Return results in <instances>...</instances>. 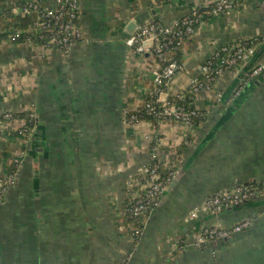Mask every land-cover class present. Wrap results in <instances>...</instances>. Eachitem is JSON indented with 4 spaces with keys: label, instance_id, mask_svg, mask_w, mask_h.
Segmentation results:
<instances>
[{
    "label": "crops",
    "instance_id": "obj_1",
    "mask_svg": "<svg viewBox=\"0 0 264 264\" xmlns=\"http://www.w3.org/2000/svg\"><path fill=\"white\" fill-rule=\"evenodd\" d=\"M26 2L0 0V13H12L10 30L38 21L37 13L20 11ZM44 2L48 8L58 4ZM75 2L81 37L67 48L0 41V113L35 115L31 140L8 131L0 135V177L24 153L16 185L0 204V228L21 213L25 230L37 225L43 236L36 245L26 236L25 244L0 247V264H264V71L247 78L255 65H264V2L240 0L221 14L203 9L200 0ZM197 9L200 22L180 49L182 70L158 92L154 41L146 40L139 53L127 40L153 17L174 29ZM257 38L236 76L225 74L212 90L192 93V81L218 48ZM240 84L244 89L234 97ZM153 93L161 103L192 96L201 121L129 124L130 113ZM23 123L22 116L15 120L18 127ZM152 155L177 171L175 184L135 237V228L124 225L123 204L129 182ZM247 184L262 194L220 213L190 216L212 194ZM49 187L56 206L41 212ZM246 219L250 225L243 231L198 243L204 227ZM49 235L62 239L47 245Z\"/></svg>",
    "mask_w": 264,
    "mask_h": 264
},
{
    "label": "built area",
    "instance_id": "obj_2",
    "mask_svg": "<svg viewBox=\"0 0 264 264\" xmlns=\"http://www.w3.org/2000/svg\"><path fill=\"white\" fill-rule=\"evenodd\" d=\"M65 0H58V4L54 8H48L45 6L44 0L40 3L38 1H34L28 5V7L24 8V13H37L38 21L37 26L33 31L40 33L45 29L46 24L42 21L44 17L52 16L54 13H57L55 16L57 20H59L63 14V12L70 13V17L75 19V15L71 13V9H66L62 2ZM75 1V0H69ZM264 2V0H263ZM240 4V0H218L215 1V4L212 8L214 14H221L233 11ZM44 7L41 10V7ZM72 9H78L77 5L72 4ZM195 16V17H194ZM200 22V17L196 18V14H193L192 18L185 17L181 24L183 29L172 32V29H166L162 27L159 23L148 22L144 25L138 27L128 38L127 46L134 49L136 52L144 51V43L146 40L154 41V54L157 56L159 61H168L169 63L162 68L160 65L158 70L155 72L154 83L158 88V91L161 92L168 81L173 79L177 73L182 70V66L176 64V62L171 61V52L173 50L174 40L183 41L185 37H191L195 32V27ZM178 23L176 24V26ZM74 26L69 24L66 26L65 33L67 36L62 37L58 40L59 45L70 46L72 40V36L81 37L80 33L75 34L72 31ZM79 32V30L77 31ZM257 42H253V46L251 48H245L241 42L231 44L228 46H224L218 48L211 58H209L201 68V75L204 77V82H201L199 78H195L192 81V90L193 92H198L200 90H212L216 84V82L225 74H229L231 76H235L238 73V68L241 62L247 57L248 54H253L254 46ZM233 50V55H229V51ZM220 52L226 53L225 56H221ZM264 71V65L258 64L255 65L249 72L247 78L252 79L258 76L260 73ZM238 87L240 89L236 92V94H240L243 86L240 84ZM219 96V95H218ZM159 101V100H158ZM160 102V101H159ZM163 110L160 113H156L158 115L157 119L159 122L165 121H175L184 123L188 126H193L194 121L193 118L196 115V112L193 111L191 113H186L185 109L180 106H175L171 102L162 103ZM152 113L154 111L151 109ZM139 115H131L129 117V124H135L141 121ZM11 116L0 113V135L1 129L3 125L11 121ZM4 121V123H2ZM156 159L155 155H152V160ZM19 161L14 160V164H18ZM151 163L144 167L146 176L144 178V190L140 193H137L135 198L139 200L136 202L135 206L131 208L132 216L137 217L142 214L144 210L149 207L152 209L158 205L161 200L163 193L165 192L167 186L171 184L173 178H175L177 171L173 168H169V174L165 178H161L158 174V170L156 167L151 168ZM16 183V173H10L0 177V204L2 202V197L6 195L13 187H15ZM262 194V190L257 185L247 184V185H239L231 190H224L217 193L212 194L208 198H206L202 205L203 209H206L209 213H216L220 210L227 209L233 206L242 205L248 201L254 200L258 198ZM200 211H193L191 213V217L194 218ZM250 225V221L248 219L241 220L235 225L230 227H217L210 226L205 229L203 233V240L205 242L215 241L217 239H225L230 237L232 234L239 233L243 231Z\"/></svg>",
    "mask_w": 264,
    "mask_h": 264
},
{
    "label": "trees",
    "instance_id": "obj_3",
    "mask_svg": "<svg viewBox=\"0 0 264 264\" xmlns=\"http://www.w3.org/2000/svg\"><path fill=\"white\" fill-rule=\"evenodd\" d=\"M39 3L42 0H37ZM32 2L31 0L26 2V3H30ZM23 3L21 5L20 8H23L24 4ZM76 4V2L74 1H69V0H65L62 2V4L65 6V10L66 9H71V13H73L76 17L75 19L70 17V13L67 12H63L61 19L57 20L56 19V15L57 13H54L52 16L49 17H44L42 19L43 22H45L46 27L44 30H42L40 33H34V29L35 26H30V27H21V29H14V30H10V25L8 23H6L7 20H9L12 17V13L8 10L3 11L2 13H0V41L5 40L8 41L10 44H22V43H30L32 45H41V46H45V45H50V46H55L58 48H67V46H63V45H59L58 44V40L61 39L62 37L67 36L65 31V26L68 24H72L74 26H76V28L78 29L79 27V10L78 9H72V4ZM43 6L41 7V10H43ZM212 10V7H210ZM198 14L201 13L200 9H197ZM189 15H191L190 13L187 14L185 17H189ZM181 18L178 21V25L174 27V29H172V32H177L181 29H183L182 27V20L185 18ZM152 23H160L159 19L157 17H153V19L150 21ZM195 29L197 27L194 26ZM71 38H74V40H72V42H77L79 41V38H76L75 36H72ZM56 39L57 41H55L52 45L49 43L51 40ZM187 39V37H185L183 39V41H179V40H174L173 45L171 47H173V50L171 52V61L176 62V64L182 66V57H181V46L183 44V42ZM261 38H257V39H253L252 41H242L241 44L245 47V48H251L253 46V42H260ZM154 51V50H153ZM155 53V52H154ZM229 55H233L234 51L231 50L228 52ZM226 53H222L220 52L221 56H225ZM227 55V54H226ZM159 65L164 68L169 62L166 61H159L158 60ZM199 80L201 82H204V77L201 75L199 77ZM193 93V91H192ZM169 101L174 104L175 106H180L183 107L185 109L186 113H191L193 111L196 112V115L193 118L194 121V125L197 124L198 122L201 121L202 116L198 113L197 110H195L192 106V96H185V97H180V98H175V97H170ZM151 109L154 111V113H152ZM163 110L162 108V103H160L158 101V93H153V94H148L145 99L144 102L142 104L141 107H139L138 109H136L135 111H133L132 113H130V115H139L141 117H139L141 119V121H154L156 120L158 117V115L155 114L156 113H160ZM20 116H22V118L25 120L26 122V127L28 129H31L34 124H35V117L31 118V113L26 112L23 114H19ZM15 135H18V133H15ZM151 168L153 167H157L158 170V174L161 178H165L167 177V175L169 174V169L163 167L157 160H152L151 161ZM18 169L19 166L17 164L13 165L10 173H13L15 171L16 173V180H17V173H18ZM138 179V181L144 183V179H142L140 176L136 177ZM174 178L171 181V184L173 182ZM138 187L135 188H131L130 190H128V199L124 201L123 207L124 208H131L132 205V200H130L131 198V194L137 190ZM5 196V195H4ZM4 196L2 197V199L4 198ZM150 207L146 210L143 211L142 214L138 215L137 217H132L130 218V213L125 215L124 217V225L125 226H129L131 225L133 228L136 227H140V232L142 230V228L144 227V223L146 221V218L148 217L150 211ZM140 235V234H139Z\"/></svg>",
    "mask_w": 264,
    "mask_h": 264
},
{
    "label": "rangeland",
    "instance_id": "obj_4",
    "mask_svg": "<svg viewBox=\"0 0 264 264\" xmlns=\"http://www.w3.org/2000/svg\"><path fill=\"white\" fill-rule=\"evenodd\" d=\"M28 1H30V0H28ZM32 2H30V3H26V4H24V6H23V8H20V11H22V12H24V8L25 7H28V5L29 4H31V3H34V1H37V0H31ZM201 1V7H206V8H210V7H213L214 6V4H215V2H213V3H211L210 1H203V0H200ZM263 1V0H262ZM191 15H189V18H192L193 17V14H196V18H198V17H200V14H198V12H197V10H195V11H192L191 13H190ZM62 17V16H61ZM195 17V16H194ZM187 18V17H186ZM61 19V18H60ZM69 25V24H68ZM68 25H66V26H68ZM72 25V24H71ZM34 26H37V23H35L34 24ZM66 26H65V29H66ZM74 26V25H73ZM73 30L72 31H74L75 32V34H78L79 32H77L78 31V29L76 28V26H74L73 28H72ZM34 33H36L37 34V32L36 31H34ZM78 36V35H77ZM76 36V38H78ZM60 40V39H59ZM55 41H57L56 39H53V40H51L49 43L52 45ZM30 44V43H29ZM50 45H45L44 47H49ZM228 46V45H227ZM154 48V47H153ZM154 52V51H153ZM254 53V52H253ZM158 59V58H157ZM159 60V59H158ZM238 73H236V75H237ZM249 74V73H248ZM235 75V76H236ZM247 80V79H246ZM243 86V85H242ZM192 89V88H191ZM240 89V87H237L236 88V90H235V93H234V97H238L240 94H241V92H240V94H236V92L238 91ZM244 89V86H243V88H242V90ZM241 90V91H242ZM193 91V90H192ZM159 92V91H158ZM171 97V96H170ZM169 97V98H170ZM172 97H175V98H180V97H183L182 95H176V96H172ZM169 98H168V100L166 101V102H170L169 101ZM161 103V102H160ZM3 113H5V114H7V115H9V116H11V121H9L8 123H6L5 125H3V128L1 129V135L2 134H4L5 132H9V133H18V135H17V137H21L22 139L23 138H26L27 140L30 138V140L33 138V135H34V130H35V124H34V126L31 128V129H28L27 127H26V122L25 123H23L21 126H16L15 125V120L16 119H20L21 118V116L19 115V114H16V113H12V112H3ZM2 113V114H3ZM33 117H35V115L32 113L31 114V118H33ZM25 121V120H24ZM127 122L129 123V118L127 119ZM153 122H156V123H161V122H159L158 121V119H156V120H154ZM2 123H4V121H2ZM194 125V124H193ZM24 144H25V142H24ZM24 153H21V154H19L17 157H16V161H22L23 160V157H24V155H23ZM157 168V167H156ZM145 169V168H144ZM137 176H140L142 179H144L145 178V176H146V174H145V172H144V170H140L139 172H137L136 173V177ZM16 184V183H15ZM252 185H254V184H252ZM51 186V185H50ZM138 187V189L137 190H135L134 191V193L132 194V196L130 197L131 199L130 200H132V205H131V208L132 207H134L135 206V204H136V202L137 201H139V200H136V198H135V196H136V194L137 193H140V192H142L143 190H144V186H146V184H142V182H140V181H138V179L137 178H134L133 179V181H132V183H130L129 182V186H128V189L127 190H130L131 188H133V187ZM168 187V186H167ZM14 188V187H13ZM12 188V189H13ZM167 189V188H166ZM49 192H50V194H49V198H47V200L46 201H41V203H40V207L39 208H41V209H39L41 212L43 211V209L44 208H48V209H51V210H54V208H55V206H56V204H55V202H54V200H56L53 196H51V194L52 195H55V192L52 190V187H51V189H50V187H49ZM18 196V195H17ZM51 203V205L48 207V205ZM159 204V203H158ZM19 206H20V202L18 203V201L16 200V204L14 205V211L15 210H17L18 208H19ZM131 208H124L123 207V209H122V215L125 217V215L127 214V212H128V214L130 213V218H132L133 216H132V211H131ZM154 208H152V209H150V211H152ZM223 210H225V209H223ZM223 210H220L219 212H216V213H220V212H222ZM193 211H200V212H198V214L196 215V217H198V215L200 214V213H206L207 211H206V209H203V205L201 204V205H198L197 207H194V209L191 211V213L193 212ZM207 213H209V212H207ZM42 214V213H41ZM213 214V213H212ZM191 216V215H190ZM33 217V216H32ZM196 217H194V218H196ZM36 219V218H35ZM38 219H40V216L38 217ZM6 223L0 228V247H5V248H8L9 247V245H17V244H25V242L27 241V239H26V236H27V238L29 237V241H34V242H32L33 244L35 243V245H36V242L38 241V239H40V241H43V236H42V233L40 232V228L39 227H37V225H34V224H32L30 227H28V232L25 230V221H26V218L24 217V215L23 214H15V216L13 217V216H11V217H7L6 218ZM211 225H208V226H206V227H204L203 229H202V231H201V234H200V236H199V239H198V243L199 244H206V243H210V242H205V241H202L203 240V233H204V231H205V229H207V227H210ZM212 226H217L218 227V225H212ZM46 228H47V226H46ZM133 234L135 235V237H137L138 236V234H140V227L138 226V227H136L134 230H133ZM79 236V235H78ZM58 237L59 238H54L53 237V235H49V240H48V244L47 245H50V243L51 242H53V241H57V242H59V240H61L62 239V236L61 235H58ZM65 237V236H64ZM59 239V240H58ZM20 242V243H19ZM13 249V248H12ZM15 250H18V248H15L14 249V251ZM2 254V253H1ZM16 256H17V254H16ZM19 256V255H18Z\"/></svg>",
    "mask_w": 264,
    "mask_h": 264
},
{
    "label": "water",
    "instance_id": "obj_5",
    "mask_svg": "<svg viewBox=\"0 0 264 264\" xmlns=\"http://www.w3.org/2000/svg\"><path fill=\"white\" fill-rule=\"evenodd\" d=\"M204 9V8H203ZM205 10H207V8H205ZM249 73V72H248ZM248 75V74H247ZM242 93V92H241ZM175 180V179H174ZM173 180L171 186H173L175 184V181Z\"/></svg>",
    "mask_w": 264,
    "mask_h": 264
}]
</instances>
